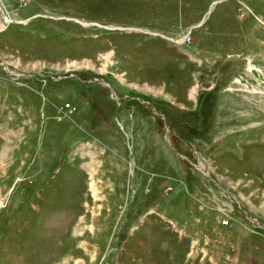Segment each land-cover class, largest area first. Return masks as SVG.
<instances>
[{
	"label": "rangeland",
	"instance_id": "374dc122",
	"mask_svg": "<svg viewBox=\"0 0 264 264\" xmlns=\"http://www.w3.org/2000/svg\"><path fill=\"white\" fill-rule=\"evenodd\" d=\"M0 264H264V0H0Z\"/></svg>",
	"mask_w": 264,
	"mask_h": 264
},
{
	"label": "bare ground",
	"instance_id": "6f19581e",
	"mask_svg": "<svg viewBox=\"0 0 264 264\" xmlns=\"http://www.w3.org/2000/svg\"><path fill=\"white\" fill-rule=\"evenodd\" d=\"M9 22V21H8ZM241 122V121H240Z\"/></svg>",
	"mask_w": 264,
	"mask_h": 264
}]
</instances>
